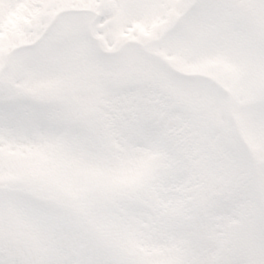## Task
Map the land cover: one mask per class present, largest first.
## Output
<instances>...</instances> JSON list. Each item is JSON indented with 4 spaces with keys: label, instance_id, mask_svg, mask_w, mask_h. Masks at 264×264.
<instances>
[{
    "label": "snow or ice",
    "instance_id": "obj_1",
    "mask_svg": "<svg viewBox=\"0 0 264 264\" xmlns=\"http://www.w3.org/2000/svg\"><path fill=\"white\" fill-rule=\"evenodd\" d=\"M0 264H264V0H0Z\"/></svg>",
    "mask_w": 264,
    "mask_h": 264
}]
</instances>
